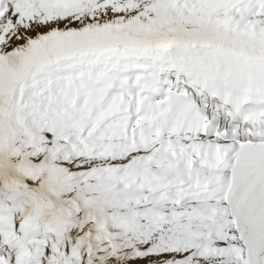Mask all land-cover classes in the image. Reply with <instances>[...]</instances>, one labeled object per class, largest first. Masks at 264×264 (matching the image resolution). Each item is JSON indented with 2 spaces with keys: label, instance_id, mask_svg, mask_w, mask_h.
<instances>
[{
  "label": "snow or ice",
  "instance_id": "1",
  "mask_svg": "<svg viewBox=\"0 0 264 264\" xmlns=\"http://www.w3.org/2000/svg\"><path fill=\"white\" fill-rule=\"evenodd\" d=\"M0 264H264V0H0Z\"/></svg>",
  "mask_w": 264,
  "mask_h": 264
}]
</instances>
